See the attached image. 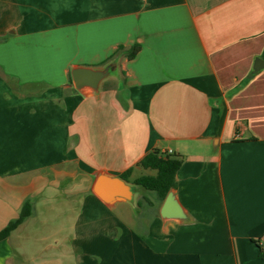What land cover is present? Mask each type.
Masks as SVG:
<instances>
[{"label":"crops","instance_id":"crops-1","mask_svg":"<svg viewBox=\"0 0 264 264\" xmlns=\"http://www.w3.org/2000/svg\"><path fill=\"white\" fill-rule=\"evenodd\" d=\"M256 58L264 0H0V233L31 204L0 264H264ZM107 66L70 91L72 69ZM169 150L183 219L133 184ZM128 170L131 202L93 193Z\"/></svg>","mask_w":264,"mask_h":264},{"label":"water","instance_id":"water-1","mask_svg":"<svg viewBox=\"0 0 264 264\" xmlns=\"http://www.w3.org/2000/svg\"><path fill=\"white\" fill-rule=\"evenodd\" d=\"M264 67V60L256 58L253 64V72H257ZM110 67L103 70L78 67L71 70V80L74 89L80 91L84 87L96 90L100 82L108 75ZM135 187L127 184L120 177L102 173L93 185V193L102 201L111 203L114 201L133 200ZM162 219H183L184 214L172 191L168 192L160 208Z\"/></svg>","mask_w":264,"mask_h":264},{"label":"trees","instance_id":"trees-1","mask_svg":"<svg viewBox=\"0 0 264 264\" xmlns=\"http://www.w3.org/2000/svg\"><path fill=\"white\" fill-rule=\"evenodd\" d=\"M124 47L120 46L117 50H123ZM140 46L135 44L127 49L126 58L133 59L139 52ZM69 84L72 83L71 75L68 76ZM70 91L77 92L76 89L71 88ZM182 161L179 157L171 156L168 154H160L157 151L150 152L138 163V166L143 169L152 170L154 175H143L134 181V185L140 186L146 191L153 192L157 199L161 202L165 199L168 192L176 188L175 175L179 169ZM131 170L120 175V178L127 182V177L130 175ZM31 212V204L25 202L20 215L17 219L10 222L0 233V238L7 237L10 232L16 229ZM261 249V248H260ZM262 250V249H261ZM260 257L264 258V250L260 253Z\"/></svg>","mask_w":264,"mask_h":264},{"label":"rangeland","instance_id":"rangeland-1","mask_svg":"<svg viewBox=\"0 0 264 264\" xmlns=\"http://www.w3.org/2000/svg\"><path fill=\"white\" fill-rule=\"evenodd\" d=\"M148 174H150V172H145V171H143L142 172V174L141 175H148ZM137 175H139V174H137ZM137 187V186H136ZM142 203H140V205H141V208L138 210V212H142L144 209H146V204H145V202L144 201H141Z\"/></svg>","mask_w":264,"mask_h":264},{"label":"built area","instance_id":"built-area-1","mask_svg":"<svg viewBox=\"0 0 264 264\" xmlns=\"http://www.w3.org/2000/svg\"><path fill=\"white\" fill-rule=\"evenodd\" d=\"M171 153H172V151H170V150L167 152V154H171ZM259 245H260V248H261L262 250H264V234L262 235V238H261V240H260Z\"/></svg>","mask_w":264,"mask_h":264}]
</instances>
